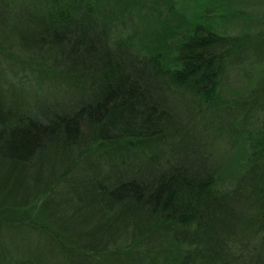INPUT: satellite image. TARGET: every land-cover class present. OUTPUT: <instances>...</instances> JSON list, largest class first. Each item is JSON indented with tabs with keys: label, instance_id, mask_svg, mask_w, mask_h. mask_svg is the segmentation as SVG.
I'll list each match as a JSON object with an SVG mask.
<instances>
[{
	"label": "trees",
	"instance_id": "1",
	"mask_svg": "<svg viewBox=\"0 0 264 264\" xmlns=\"http://www.w3.org/2000/svg\"><path fill=\"white\" fill-rule=\"evenodd\" d=\"M143 6L0 0V264H264V67L217 93L250 37L141 52Z\"/></svg>",
	"mask_w": 264,
	"mask_h": 264
},
{
	"label": "rangeland",
	"instance_id": "2",
	"mask_svg": "<svg viewBox=\"0 0 264 264\" xmlns=\"http://www.w3.org/2000/svg\"><path fill=\"white\" fill-rule=\"evenodd\" d=\"M209 1L215 6H206L204 2H208L207 0H145V6L139 10L137 18L133 19L134 22H138V27L130 33V40L141 52L168 56L169 47L179 28L185 29L194 22L207 25L208 28L219 33L233 36L248 35L250 40L241 52L257 62L226 68L224 79L217 88L221 101H226L240 93H246L263 75L264 46H259L258 38L264 33V0H225L224 6L221 0ZM175 15L178 24L174 21ZM119 30L122 33L130 32L131 24L128 23ZM258 123L260 124L261 121L259 120ZM216 148L222 149L218 144ZM218 174H220L219 180L216 181L215 187L221 190L230 179L224 170H220Z\"/></svg>",
	"mask_w": 264,
	"mask_h": 264
}]
</instances>
